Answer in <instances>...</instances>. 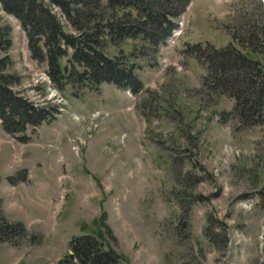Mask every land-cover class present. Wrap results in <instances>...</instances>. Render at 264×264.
Here are the masks:
<instances>
[{"label":"rangeland","instance_id":"374dc122","mask_svg":"<svg viewBox=\"0 0 264 264\" xmlns=\"http://www.w3.org/2000/svg\"><path fill=\"white\" fill-rule=\"evenodd\" d=\"M0 15L13 89L55 108L25 140L0 125V214L26 227L0 240V264H78L68 242L81 233H102L130 264H264V121H239L234 97L189 52L233 44L264 63V0H191L175 46L162 43L155 65L141 59L138 92L59 87L19 20Z\"/></svg>","mask_w":264,"mask_h":264},{"label":"trees","instance_id":"16d2710c","mask_svg":"<svg viewBox=\"0 0 264 264\" xmlns=\"http://www.w3.org/2000/svg\"><path fill=\"white\" fill-rule=\"evenodd\" d=\"M51 2L63 8L67 22L76 31L65 28L52 10ZM190 2L0 0V9L19 20L25 29L31 56L46 61V71L59 87L69 83L78 88L99 89L103 82H113L138 92L144 87L138 73L141 59L147 57L151 64H156L160 45L167 42L179 23L177 18ZM10 28L11 25L4 23L0 15V125L10 135L25 140L27 126L34 127L50 121L55 108L51 105L35 106L13 89L12 85L19 77L16 73L5 71L10 62L7 53L11 41ZM262 30L259 36L264 37V27ZM130 42L131 47L126 49L125 45ZM192 47L190 51H185L198 49L199 56L206 59L211 88L219 87L221 92H228L234 97L235 116L239 121L250 125L263 122V61L233 44L215 47L195 43ZM69 52L67 61L62 62L61 58ZM185 212L188 214V209ZM25 231L21 220L4 222L0 214V240L13 242L15 236H24ZM30 239L33 240V236ZM68 248L70 256L78 264H130L127 255L105 241L102 233L73 235Z\"/></svg>","mask_w":264,"mask_h":264},{"label":"built area","instance_id":"2783aa9c","mask_svg":"<svg viewBox=\"0 0 264 264\" xmlns=\"http://www.w3.org/2000/svg\"><path fill=\"white\" fill-rule=\"evenodd\" d=\"M53 94V93H52Z\"/></svg>","mask_w":264,"mask_h":264}]
</instances>
